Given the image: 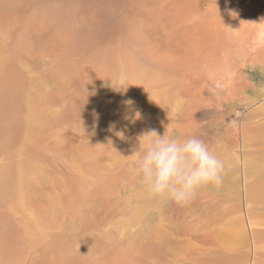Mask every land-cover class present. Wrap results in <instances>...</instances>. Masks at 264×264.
<instances>
[{"label":"rangeland","instance_id":"374dc122","mask_svg":"<svg viewBox=\"0 0 264 264\" xmlns=\"http://www.w3.org/2000/svg\"><path fill=\"white\" fill-rule=\"evenodd\" d=\"M186 1L0 0V264H264V0ZM152 130L223 184L149 199Z\"/></svg>","mask_w":264,"mask_h":264},{"label":"clouds","instance_id":"9594fccd","mask_svg":"<svg viewBox=\"0 0 264 264\" xmlns=\"http://www.w3.org/2000/svg\"><path fill=\"white\" fill-rule=\"evenodd\" d=\"M138 140L136 152L140 155L134 166L149 199L165 197L186 205L200 187L223 184L224 162L210 151L203 139L196 136L181 139L167 130L163 135L152 130Z\"/></svg>","mask_w":264,"mask_h":264},{"label":"bare ground","instance_id":"6f19581e","mask_svg":"<svg viewBox=\"0 0 264 264\" xmlns=\"http://www.w3.org/2000/svg\"><path fill=\"white\" fill-rule=\"evenodd\" d=\"M184 1V0H183ZM188 1V0H187ZM186 1V2H187ZM196 1V0H195ZM235 0H231V2L233 3ZM219 2L221 3V4H223V2L224 1H222L221 2V0H219ZM124 3V2H123ZM192 3V2H191ZM190 3V4H191ZM195 3H197V2H195ZM94 4V3H93ZM189 4V3H188ZM188 4H186V6L188 5ZM193 4H194V1H193ZM192 4V5H193ZM167 6V5H166ZM195 6V5H194ZM197 6H195V8L194 9H197L196 8ZM215 7H212V9H214ZM209 9V8H208ZM173 10V9H172ZM193 10V9H192ZM190 11V10H189ZM194 11V10H193ZM206 11V10H205ZM198 12V11H197ZM232 12V11H231ZM231 12L229 13V17H230V19H229V24L227 25V26H225L224 25V23H223V21H221V22H218L219 23V28H218V30H214L215 32H216V34H217V37L218 38H216L215 39V36H214V38H213V40L211 39V37L209 38L211 41H210V43L212 44V45H215L216 47H217V44H218V46L220 47V49H222L221 48V46H223L224 47V43H225V47L226 48H228V47H230L231 46V44H229V43H226V42H224L223 43V38H225L226 36H228V35H226V36H224V34H223V30L225 29V28H233V34H232V37H231V39H234L235 37H236V34H235V29H236V26L237 27H239L240 28V18L242 19V17L240 16V15H237V16H234L233 17V19H232V16H231ZM108 13V12H107ZM194 13V12H193ZM192 13V14H193ZM100 14V13H99ZM202 14V13H201ZM205 15V14H204ZM263 15H264V11H263ZM263 17V16H262ZM97 19H99L100 20V18H97ZM179 20H180V18H179ZM105 21V20H104ZM109 21H111V20H109ZM182 22V21H181ZM107 23V22H106ZM154 23V22H153ZM114 24V23H113ZM130 24V23H129ZM128 24V25H129ZM184 24V23H183ZM182 24V25H183ZM186 25H187V23H185ZM192 24V23H191ZM208 24V23H207ZM101 25V24H100ZM108 25V24H107ZM185 25V26H186ZM113 26V25H112ZM211 26V25H210ZM89 27H91V26H89ZM104 27V26H103ZM109 27V26H108ZM114 27H116V26H114ZM118 27V26H117ZM121 27V26H120ZM205 27V26H204ZM112 28V27H111ZM203 28V27H202ZM96 29V28H95ZM114 29V28H113ZM123 29H124V27H123ZM120 30V29H119ZM114 31V30H113ZM123 31V30H122ZM121 31V32H122ZM125 31V30H124ZM115 33V32H114ZM119 34H121V33H119ZM215 34V33H214ZM111 35V34H110ZM113 35H115V34H113ZM211 35V34H210ZM108 36V35H107ZM116 36V35H115ZM213 36V35H212ZM109 37V36H108ZM107 37V38H108ZM204 37V36H203ZM201 38V37H200ZM110 39V38H109ZM196 40V39H195ZM235 40V39H234ZM203 42H204V40H203ZM192 43V42H191ZM256 43V42H255ZM207 44V43H206ZM205 44V45H206ZM210 45V44H209ZM254 47H259V44H257V45H254ZM208 48H209V46H208ZM212 48H214V46L212 47ZM185 49H186V47H185ZM199 49V48H198ZM195 50V49H194ZM193 50V51H194ZM213 50V49H212ZM223 50V49H222ZM208 51V50H207ZM214 51V50H213ZM218 51H220L219 49H218ZM210 52V51H209ZM200 53V52H199ZM199 53H198V56H199ZM202 53V52H201ZM128 54V53H127ZM192 54V53H191ZM191 54H190V57H191ZM193 56V55H192ZM189 57V56H188ZM190 57H189V59H190ZM194 57H195V55H194ZM182 59V58H181ZM185 59V58H184ZM192 59V58H191ZM183 60V59H182ZM181 61V60H180ZM185 61V60H184ZM200 62V61H199ZM182 63V62H181ZM181 63H180V65H181ZM196 63V62H195ZM229 63V62H228ZM211 65V64H210ZM177 66H179V64L177 65ZM193 68V67H192ZM194 69V68H193ZM227 69V68H226ZM209 72V71H208ZM184 73V72H183ZM203 74V73H202ZM110 75V74H109ZM105 76V75H104ZM170 79V78H169ZM132 81V80H131ZM173 81H174V79H173ZM185 82V81H184ZM146 85V84H145ZM165 91V90H164ZM207 100V99H206ZM10 104V103H9ZM202 118V117H201ZM210 120V119H209ZM206 121V120H205ZM23 125V124H22ZM21 128V127H20ZM25 128V127H24ZM15 136H18V135H15ZM194 212V211H193ZM190 217V216H189ZM255 222V221H254ZM257 223H259L260 225H263L264 224V222H262V221H258ZM255 224V223H254Z\"/></svg>","mask_w":264,"mask_h":264}]
</instances>
